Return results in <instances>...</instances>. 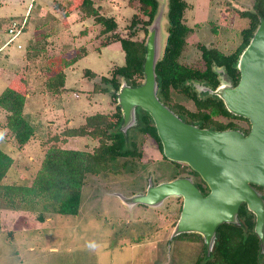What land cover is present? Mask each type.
I'll use <instances>...</instances> for the list:
<instances>
[{
  "label": "rangeland",
  "instance_id": "374dc122",
  "mask_svg": "<svg viewBox=\"0 0 264 264\" xmlns=\"http://www.w3.org/2000/svg\"><path fill=\"white\" fill-rule=\"evenodd\" d=\"M185 3L183 22L189 30L183 37L184 47L175 54V59L189 67L203 69L197 45L215 47L226 54L232 52L239 44L240 30L247 26V19L239 13L251 9L253 0H185ZM94 4L101 14L114 17L116 34L120 36H128L133 14L143 20L147 19L149 10L139 0H94ZM166 13L167 0H158L157 12L147 26V33L137 29L133 37L145 43L148 29L153 28L157 33L158 58L163 54L167 36ZM23 20L24 31L7 43L9 24ZM98 28L100 25L94 24L91 17L79 18L73 0H0V91L14 78L21 82L15 80L16 84H10L22 91V81L29 80L23 111L34 128L33 137L19 148L4 130L0 112V148L14 159L7 182L30 180L42 156L40 146L45 144L47 134L56 133L65 125L83 124L87 116L95 113L101 116L91 120L88 129L95 122L104 127L113 121L110 115L114 103L108 93L100 91L99 79L108 76L115 66L125 64L126 54L116 37L99 36ZM82 29L86 32H81ZM43 33L49 36L47 42H40L45 50L27 58L28 45L40 40ZM80 46L85 47L86 54L64 69V90L56 95L47 92L43 87L44 67L60 56L78 53ZM86 69L94 76H85ZM217 72L219 83L231 84L221 69ZM193 86L198 93L205 89L198 83ZM170 96L172 102L194 110L192 101L178 89L171 88ZM216 118L223 122L228 120ZM234 121L241 129L247 127L242 120ZM131 126L133 124L125 130L135 138L141 150L140 158L127 159L125 163L118 158L106 171L88 174L76 214H52L43 222H35L27 211L1 210L0 264H194L201 253L203 238L201 241L188 236L191 232L171 236L181 210V197H166L157 206L123 201V197L143 194L149 184L176 177L196 180L165 158L151 136L136 133ZM56 144L91 151L98 142L89 136H78L59 137ZM261 193L264 194V189Z\"/></svg>",
  "mask_w": 264,
  "mask_h": 264
},
{
  "label": "trees",
  "instance_id": "16d2710c",
  "mask_svg": "<svg viewBox=\"0 0 264 264\" xmlns=\"http://www.w3.org/2000/svg\"><path fill=\"white\" fill-rule=\"evenodd\" d=\"M73 1L76 10L82 17H91L94 24L100 25L99 36L116 37L126 54V62L123 65L115 66L108 76H100L99 79V83L102 84L100 91L108 93L112 97L114 110L110 116L113 121L108 122L104 127L95 122L88 129L91 125L89 122L101 116V113H95L87 116L83 124L73 127L64 126L56 133L47 134L45 144L40 146L42 156L28 182L6 181L14 159L0 148V212L3 208L12 211H27L32 214L35 222H43L47 215L52 214H76L80 203L81 189L88 174L98 175L106 171L115 159L122 158L125 163L127 159H139L141 156V150L135 138L127 134V130L121 129L122 114L116 101V92L122 80L131 87L139 85L143 80L145 45L143 41L133 37L137 29L147 33V26L152 22L157 12L158 0H139L144 5L143 7L149 9L146 14L147 19L139 20V17L133 14L128 36L116 34L117 23L114 17L101 14L93 0ZM186 7L185 0H167V36L163 54L154 67L157 84L156 95L164 105L168 106L186 123L199 128L217 131L233 129L247 134L250 129L247 118L228 111L218 96L207 91L198 93L193 83L213 90L219 84L217 69H221L232 86L237 84L240 75L237 61L260 19L264 20V0H253L251 9L239 13L241 17L247 19V26L240 30L239 44L232 52L226 54L215 47L197 45L204 65L203 69L189 67L175 59V54H179L184 47L183 37L189 30L183 22ZM24 28L25 23L22 26L23 31ZM48 38V34L43 33L40 40L29 44L26 51L27 58L29 55L36 57L39 53H43L45 49L42 43L47 42ZM100 45H104V43H100ZM78 50V53L69 57L60 56L44 67L43 87L47 92L56 95L64 90V69L73 65L86 54L85 47L80 46ZM84 75L92 77L94 73L86 69ZM15 80L18 79L14 78ZM11 82H8L0 91V112L3 113L4 130L9 133L14 144L21 148L34 135V128L23 111L30 82L27 79L22 81L24 87L22 91L10 84ZM18 82L21 81L18 80ZM171 88L178 89L191 100L194 110H189L178 102H172ZM216 116L228 120L223 122ZM135 118L136 123L131 127L136 133L151 136L161 151V142L150 115L137 107ZM234 119L244 121L247 127L241 129ZM78 136H89L96 139L98 144L91 151L62 148L56 144L59 137ZM173 163L176 167H180L182 172H186L196 179L194 184L203 195L207 193L208 188L196 171L185 163ZM254 188L264 198V194L261 193L264 187L254 185ZM237 220V223L222 222L216 226L211 250L207 253L202 243L201 253L195 259L194 264H264V250H261L259 237L254 232L255 217L247 209L245 203H241L238 207ZM188 236L199 238L202 241V237L198 234L191 233Z\"/></svg>",
  "mask_w": 264,
  "mask_h": 264
},
{
  "label": "water",
  "instance_id": "95a60500",
  "mask_svg": "<svg viewBox=\"0 0 264 264\" xmlns=\"http://www.w3.org/2000/svg\"><path fill=\"white\" fill-rule=\"evenodd\" d=\"M144 43L143 81L128 86L123 80L116 92L122 114L121 129L136 123L137 107L146 111L154 124L165 158L185 163L196 171L208 188L203 195L190 177H176L156 185L149 184L143 194L123 197L126 204L157 206L169 196L181 197L182 205L171 232L197 233L207 252L212 248L215 228L222 222L237 223V210L245 203L254 214V232L264 250V198L254 185L264 187V20L260 19L247 46L240 53L239 80L204 91L218 96L228 111L248 119L247 134L239 130L217 131L184 122L156 95L154 67L157 57L156 35L148 29Z\"/></svg>",
  "mask_w": 264,
  "mask_h": 264
},
{
  "label": "built area",
  "instance_id": "2783aa9c",
  "mask_svg": "<svg viewBox=\"0 0 264 264\" xmlns=\"http://www.w3.org/2000/svg\"><path fill=\"white\" fill-rule=\"evenodd\" d=\"M24 23H25V20H23L21 23L12 21L9 24V26L7 28V33L9 34L8 42H11L17 35H19L21 33L22 26H23Z\"/></svg>",
  "mask_w": 264,
  "mask_h": 264
},
{
  "label": "crops",
  "instance_id": "0c3cea01",
  "mask_svg": "<svg viewBox=\"0 0 264 264\" xmlns=\"http://www.w3.org/2000/svg\"><path fill=\"white\" fill-rule=\"evenodd\" d=\"M93 1H94V0H93ZM59 3H60V2H59ZM60 4L63 5L62 3H60ZM129 5H130V4H129ZM63 6H64V5H63ZM66 9H67V8H66ZM66 9H65V10H66ZM77 12H78V11H77ZM64 13H65V12H64ZM78 13H79V12H78ZM79 18H84V17H82V16L79 14ZM82 31H83V33L86 32V30H84V29H82L81 32H82ZM72 36L75 37V35H72ZM7 43H9V42H7ZM4 44H5V43H4ZM4 44H3V45H4ZM1 47H3V46H1ZM17 47L19 48L20 45H19V46L17 45ZM83 47H84V46H83ZM24 64H25V63H24ZM71 66H72V65H71ZM71 66H70V67H71ZM7 84H8V83H6V85H7ZM6 85H5V86H6ZM65 126H66V125H65ZM60 138H61V137H60ZM63 138H66V139H67V138H74V137H63ZM60 147H62V146H60ZM62 148H65V147H62ZM71 149H73V148H71Z\"/></svg>",
  "mask_w": 264,
  "mask_h": 264
},
{
  "label": "flooded vegetation",
  "instance_id": "af4514ba",
  "mask_svg": "<svg viewBox=\"0 0 264 264\" xmlns=\"http://www.w3.org/2000/svg\"><path fill=\"white\" fill-rule=\"evenodd\" d=\"M243 134L245 135V133H243ZM194 182H195V180L193 181V183H194ZM207 193H208V190H207ZM207 193H206V194H207Z\"/></svg>",
  "mask_w": 264,
  "mask_h": 264
}]
</instances>
